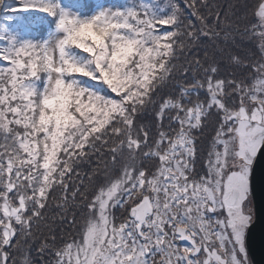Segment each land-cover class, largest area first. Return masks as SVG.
Returning <instances> with one entry per match:
<instances>
[{
  "label": "snow or ice",
  "instance_id": "6c2138e0",
  "mask_svg": "<svg viewBox=\"0 0 264 264\" xmlns=\"http://www.w3.org/2000/svg\"><path fill=\"white\" fill-rule=\"evenodd\" d=\"M261 149L264 0H0V264H252Z\"/></svg>",
  "mask_w": 264,
  "mask_h": 264
},
{
  "label": "water",
  "instance_id": "95a60500",
  "mask_svg": "<svg viewBox=\"0 0 264 264\" xmlns=\"http://www.w3.org/2000/svg\"><path fill=\"white\" fill-rule=\"evenodd\" d=\"M260 156L264 157V149ZM258 168L253 171V195H251L254 218L246 235V247L253 264H264V186L260 187ZM256 175V177H255Z\"/></svg>",
  "mask_w": 264,
  "mask_h": 264
},
{
  "label": "rangeland",
  "instance_id": "374dc122",
  "mask_svg": "<svg viewBox=\"0 0 264 264\" xmlns=\"http://www.w3.org/2000/svg\"><path fill=\"white\" fill-rule=\"evenodd\" d=\"M249 46H251V45H249ZM254 50H255V49H254ZM248 207H251V208L253 209V203H252L251 195H250L249 200H248V202H247V204H246V209H247ZM251 214L253 215L254 212H252ZM249 258H250V257H249Z\"/></svg>",
  "mask_w": 264,
  "mask_h": 264
},
{
  "label": "trees",
  "instance_id": "16d2710c",
  "mask_svg": "<svg viewBox=\"0 0 264 264\" xmlns=\"http://www.w3.org/2000/svg\"><path fill=\"white\" fill-rule=\"evenodd\" d=\"M228 0H223V3L227 4Z\"/></svg>",
  "mask_w": 264,
  "mask_h": 264
}]
</instances>
